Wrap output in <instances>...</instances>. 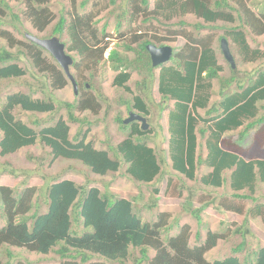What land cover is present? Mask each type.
<instances>
[{
    "label": "trees",
    "instance_id": "16d2710c",
    "mask_svg": "<svg viewBox=\"0 0 264 264\" xmlns=\"http://www.w3.org/2000/svg\"><path fill=\"white\" fill-rule=\"evenodd\" d=\"M54 1L0 0V40L9 47L0 49V80L26 76V70L17 63L19 57L15 51H18L37 74L49 79L53 95L69 81L51 54L29 40L14 37L8 30L13 24L6 16L17 22H29L37 32L51 27L49 37L59 36L67 53L74 58L71 72L78 84H81L78 79L84 80L85 71L89 72L90 79L95 77L109 49L106 26L99 30L97 14L79 12L76 8L79 0H58L69 2L74 12L68 10L67 15L62 13L57 17L52 10ZM86 2H82V10ZM110 2L115 4V0ZM118 20V27L127 20L140 25L128 38L121 35L123 41L127 38L121 44L126 54L117 49L109 53L107 59L116 73L112 84L131 96V100L123 101L130 112L148 117L150 110L145 99L134 94L129 81L133 72L139 73L142 80L136 85L144 91L153 84L155 71L159 69L158 93L167 107L173 102L168 113L167 158L148 143L154 130H142L139 122L125 125L121 116L115 122L127 135L109 148L112 155L110 151L95 148L92 141L87 142L90 129L71 139L70 126L63 118L40 129L37 121L27 124L17 118L15 110L50 114L57 108L54 96L33 98L20 91L8 94L0 106V156L14 155L39 141L49 150L52 161H77L101 177L116 174L124 164L126 175L142 184L155 183L169 164L176 175L198 182L205 191L228 185L232 198L238 201L223 198L218 207L260 218L264 223V203L255 196L259 186L264 187V157L248 153L243 143L251 129L264 124V115L259 116L264 111V70L241 81L237 79L238 70L230 65V77L223 78L220 74L224 67L218 59L221 47H215L216 40L220 44L225 38L233 56L241 63L264 61V51L253 48L250 42V38L264 37L263 7L256 12L250 0H129ZM217 31L222 32L218 38ZM180 38L185 43L180 49L173 48L171 64L154 68L147 45L164 46L177 43ZM216 80L220 100L210 108ZM235 82L237 90H232ZM100 100V96L87 93L81 94L78 101L65 102L68 120L86 121L80 120L75 112L89 111L98 116L102 108ZM239 129V140H233L229 133ZM200 168L207 169L201 177L198 176ZM228 171L227 179L224 174ZM183 188L182 183L177 184L170 177L165 194L181 199ZM153 193L159 195L160 190L154 189ZM35 194L34 187L16 196L12 188L0 186L1 213L5 220L0 229V249L14 247L43 256L55 253L60 264H128L130 261L133 264H264V247L246 250L245 231L237 232L242 241L232 249L231 255L209 261L206 255L226 235L209 230L201 239L198 231V244L192 245L189 225L181 226L177 235H170L179 222L177 219L169 224L170 213L160 212L155 221H144L140 216L143 209H138L133 200L117 198L97 187L79 186L70 179L49 184L44 193L46 209L43 211L40 203L34 201ZM245 201L255 203L247 212ZM198 203L200 207L192 209L191 214L202 225V213L214 199L204 193ZM183 209L186 211L189 207Z\"/></svg>",
    "mask_w": 264,
    "mask_h": 264
},
{
    "label": "rangeland",
    "instance_id": "374dc122",
    "mask_svg": "<svg viewBox=\"0 0 264 264\" xmlns=\"http://www.w3.org/2000/svg\"><path fill=\"white\" fill-rule=\"evenodd\" d=\"M84 1H87V4L85 10H82V2ZM110 1L111 0H79L76 3L77 10L79 12L83 11L82 14L90 12L94 15L97 14L100 20L98 23L99 30L102 29L103 26H106V32L109 36L107 40H109L110 43L109 49L104 54L105 60L95 77L90 79L89 72L85 71L83 73L84 80H81V78L78 79L81 83L79 84V95H75L70 81H67V85L63 90L57 91L53 95L49 79L37 74L31 64H29L27 58L24 55L18 54V51H15L19 57L17 63L26 70L27 74L16 80H0V106H2L4 98L8 94L19 91L31 94L33 98L47 99L54 96V102L57 108L54 113L30 114L19 109L15 110L14 113L18 119L27 124H32L35 121L39 122V129L42 126L54 124L59 118H63L70 126L71 139H74L79 132L82 133L90 129L87 142L92 141L97 149L110 151V147H115L122 141L126 137L127 132L119 129V125L115 122V118L117 116H121L124 119L128 117L130 111L123 104V101L131 100L132 98L123 89L113 86L112 82L116 73L112 70L110 61L107 58L110 51L113 49L119 50L121 54H126L121 44L140 24L133 22L130 24L127 20L123 21L122 26L118 27V17L126 10L129 0H115L114 5L111 4ZM254 2L255 0H250L252 8L255 9L256 12L262 7L264 9V0H257L256 5L253 6ZM14 4L15 3H12V6H14ZM52 10L57 17L62 13L67 15L68 10L74 12L69 2H60L58 0L52 3ZM15 11H17V9ZM21 13L22 12H20V19H22ZM6 20L13 24L12 27H8V30L12 32L15 38L22 41L27 40L24 35L25 33H31L41 38H49L52 31L51 27H49L44 32H37L32 28L29 22H23V20L17 22L11 16H6ZM15 26L16 29L14 28ZM221 33V31H217L216 37L218 38ZM121 35H123V37H128L123 41ZM250 42L253 48H259L264 51V37H255V39L250 38ZM184 43L185 41L180 38L177 43H168L166 45H171L174 49H180ZM219 46L220 44L216 40L215 47L218 49ZM2 47L9 49L7 43L0 40V49ZM235 57L236 56H234V58ZM218 59L219 63L224 67V72L221 73L220 76L229 78L230 64L224 58L221 49L218 51ZM235 61L237 65L236 70H238L236 74L238 77L237 79L241 81H247L254 73L264 70V61L255 64H243L236 58ZM167 64L170 65L171 62ZM158 70L159 69L155 71L156 77L153 84L144 91L136 85L137 82L142 80V76L137 72L132 73L129 86L134 94L143 96L150 110V116L147 117V122L149 128L154 130V132L148 137L149 145L153 146L159 155H164V157L167 158L169 136L167 118L170 108L173 107V102H170L167 107V102L163 101L161 95L158 93ZM88 80L89 82H87ZM219 90V82L216 80L214 81L213 98L210 106L220 100ZM232 90H237V82L233 85ZM87 93L100 96L102 108L99 115L93 116L89 111L84 113L75 112V115L80 118V120L85 119L86 121H84V123H73L69 121L68 111L64 103L78 101L81 94L86 95ZM262 115H264V111L261 110L259 116ZM240 132L239 129L229 133V136H231L233 140H239L237 136H239ZM1 138L2 134L0 133V140ZM245 139V148L248 150V153L255 155L257 153L259 157H264V124L251 129ZM125 170L126 166L123 164L120 171L116 174H109L105 177L95 176L80 162L63 159L52 161L49 150L38 141L35 146L24 148L14 155L5 157L0 156V186L12 188L16 196H19L21 192L27 188H36L34 201L40 203L42 211L46 209L44 193L49 184L62 179H70L79 186L97 187L101 192H107L117 198L133 200L136 202L138 209H143L140 212V216L144 221L153 222L157 219L158 213L168 212L171 215L169 224L177 219L179 221L178 227H175L170 235H177L181 226L189 225L191 227L190 242L192 245L198 244L196 240V233L198 231H200L201 239L205 238L209 230L226 235V239L219 240L217 247L206 255L209 261L223 259L231 255L232 249L242 241L241 235L237 233L240 231L247 232L245 233L246 250L264 247V223L260 218L254 219L246 214L238 215L233 212H226L218 207L217 203L220 202L221 199H233L232 192L228 185L219 189H208L205 191L198 182H192L183 176L176 175L175 172L171 171L169 164L165 166V173L153 184L135 182L126 175ZM206 172V168H200L198 176L201 177ZM224 176L228 179L230 171L226 172ZM170 177L173 178L177 184L182 183L184 185V195L181 199L169 197L165 194L167 179ZM154 189H159L160 194L155 195L153 193ZM203 192L210 195L214 199V203L202 213L203 224L199 225L196 218L191 214V211L194 208L200 207L198 200L200 196L204 194ZM262 193L264 194V187L260 185L255 196L258 197L260 202L264 203ZM188 202L191 203L190 206ZM254 204L255 203L252 201H245V212L252 208ZM152 205L153 207L150 209ZM184 207H189V210L185 211L183 209ZM1 212L2 207L0 206V229L5 225V220ZM243 253H245V251ZM135 254V256H138V252H135ZM0 262L1 264H60L61 260L55 253L43 256L30 253L25 249L3 246L0 249ZM128 264H133V261H130Z\"/></svg>",
    "mask_w": 264,
    "mask_h": 264
},
{
    "label": "water",
    "instance_id": "95a60500",
    "mask_svg": "<svg viewBox=\"0 0 264 264\" xmlns=\"http://www.w3.org/2000/svg\"><path fill=\"white\" fill-rule=\"evenodd\" d=\"M24 35L27 40L37 44L52 55L60 68L63 70L67 79L71 82L75 95H78V82L71 72V68L74 64V58L71 54L67 53L66 45L61 41L60 37L52 36L49 38H41L31 33H25ZM220 47L226 61L231 65L232 69H236V61L231 52L228 40L223 38L220 42ZM146 48L154 68L170 62L174 55L173 47L171 45L156 46L154 44H149ZM132 122L141 123V129L144 131L149 129L147 118L133 111L129 112L128 117L124 119V124L128 125Z\"/></svg>",
    "mask_w": 264,
    "mask_h": 264
},
{
    "label": "crops",
    "instance_id": "0c3cea01",
    "mask_svg": "<svg viewBox=\"0 0 264 264\" xmlns=\"http://www.w3.org/2000/svg\"><path fill=\"white\" fill-rule=\"evenodd\" d=\"M212 98H213V96H212ZM211 98V99H212ZM212 101V100H211ZM213 105V104H212ZM212 106H210V108H211ZM200 113L203 115V111H200ZM167 124H168V118H167ZM168 126V125H167ZM241 129V128H240ZM237 131V130H236ZM232 132H234V131H232ZM169 138H170V136H168V140H169ZM237 139H239V136H237ZM247 139V138H246ZM246 139H244V141H243V143H245V141H246ZM151 147H153V146H151ZM154 148V147H153ZM168 148V147H167ZM204 155H206V151L204 150Z\"/></svg>",
    "mask_w": 264,
    "mask_h": 264
},
{
    "label": "clouds",
    "instance_id": "9594fccd",
    "mask_svg": "<svg viewBox=\"0 0 264 264\" xmlns=\"http://www.w3.org/2000/svg\"><path fill=\"white\" fill-rule=\"evenodd\" d=\"M71 83V82H70ZM78 86H79V84H78ZM137 113V112H136ZM147 118V117H146Z\"/></svg>",
    "mask_w": 264,
    "mask_h": 264
}]
</instances>
